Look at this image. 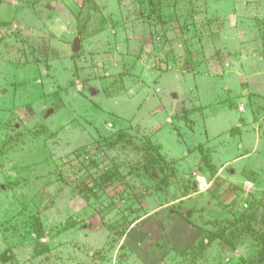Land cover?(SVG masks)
Wrapping results in <instances>:
<instances>
[{"label":"rangeland","instance_id":"rangeland-1","mask_svg":"<svg viewBox=\"0 0 264 264\" xmlns=\"http://www.w3.org/2000/svg\"><path fill=\"white\" fill-rule=\"evenodd\" d=\"M263 160L264 0H0V264H264Z\"/></svg>","mask_w":264,"mask_h":264},{"label":"crops","instance_id":"crops-1","mask_svg":"<svg viewBox=\"0 0 264 264\" xmlns=\"http://www.w3.org/2000/svg\"><path fill=\"white\" fill-rule=\"evenodd\" d=\"M252 120L254 121V123H256V121L254 120V118L252 117ZM239 125H242V123H240L239 122ZM239 129H242L241 127H239ZM235 132V131H234ZM234 132H232V133H234ZM257 135L255 136V143L252 145V147H250V150L248 149L246 152H244L243 153V155H240V156H237V157H234L233 159H231V160H227V162L224 164V166H223V168L221 169V167L219 168V167H217L218 168V173L217 174H215V176L216 177H218V176H222V172H223V170H224V168H226L228 165H233V166H235V165H237V167H235V168H238V165H239V163L243 160V159H248V158H250L252 155H253V153H255V151L258 149V145H259V139H260V135L258 134V133H256ZM241 147L243 148L244 146H243V144L241 145ZM190 154H187L185 157H181V159H180V161H179V163H181L183 166H184V162L185 161H187L188 160V156H189ZM191 161V160H190ZM196 162V163H199L200 162V160L198 159V157H195V155H194V158L192 159V163L193 162ZM264 161V160H263ZM207 162V161H206ZM191 163V164H192ZM204 163V162H203ZM210 165H212V162L210 161V162H208ZM204 164H207V163H204ZM186 165H188V167H189V165H190V162L189 163H187L186 162ZM184 167H186V166H184ZM233 167H231V169H230V176L232 177V178H238V174L239 173H236V172H234V169H232ZM253 167L251 168V166L249 167L248 165H245V166H242V170H243V173H246V174H250L249 172H252L253 171ZM215 170H216V168H215ZM264 170V164H263V167L262 168H260L259 169V173H262V171ZM201 172V171H200ZM242 172V171H241ZM200 174H202V172L200 173ZM219 178V177H218ZM221 178H223V177H221ZM224 179V178H223ZM232 182V181H231ZM232 184H234L235 186H237L236 185V183L235 182H233ZM214 193V192H213ZM215 194V193H214Z\"/></svg>","mask_w":264,"mask_h":264},{"label":"water","instance_id":"water-1","mask_svg":"<svg viewBox=\"0 0 264 264\" xmlns=\"http://www.w3.org/2000/svg\"><path fill=\"white\" fill-rule=\"evenodd\" d=\"M72 49H73V51H77V50L79 49V45H78V43L75 44V46H74ZM91 92H92L93 94L96 93V91H95L94 89H91Z\"/></svg>","mask_w":264,"mask_h":264}]
</instances>
